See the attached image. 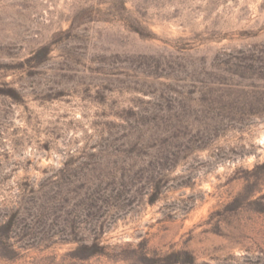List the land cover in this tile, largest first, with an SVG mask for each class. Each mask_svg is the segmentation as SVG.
Instances as JSON below:
<instances>
[{"label":"rangeland","instance_id":"obj_1","mask_svg":"<svg viewBox=\"0 0 264 264\" xmlns=\"http://www.w3.org/2000/svg\"><path fill=\"white\" fill-rule=\"evenodd\" d=\"M0 264H264V0H0Z\"/></svg>","mask_w":264,"mask_h":264}]
</instances>
